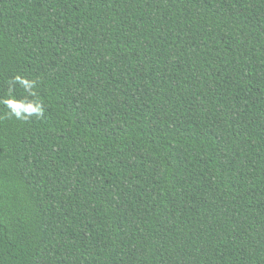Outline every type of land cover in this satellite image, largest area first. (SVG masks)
<instances>
[{"label":"trees","instance_id":"trees-1","mask_svg":"<svg viewBox=\"0 0 264 264\" xmlns=\"http://www.w3.org/2000/svg\"><path fill=\"white\" fill-rule=\"evenodd\" d=\"M18 74L0 264H264V0H0Z\"/></svg>","mask_w":264,"mask_h":264},{"label":"clouds","instance_id":"clouds-1","mask_svg":"<svg viewBox=\"0 0 264 264\" xmlns=\"http://www.w3.org/2000/svg\"><path fill=\"white\" fill-rule=\"evenodd\" d=\"M19 85L27 92L31 99H17L13 94V89ZM37 81L16 75L8 82V91L5 97L0 98V104L8 109V114L14 116L17 120L27 121L32 117L43 118L45 114L44 102L37 97L35 88Z\"/></svg>","mask_w":264,"mask_h":264}]
</instances>
